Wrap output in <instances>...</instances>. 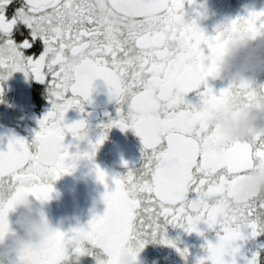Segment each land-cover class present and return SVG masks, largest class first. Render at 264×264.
Returning a JSON list of instances; mask_svg holds the SVG:
<instances>
[{"label":"snow or ice","instance_id":"obj_1","mask_svg":"<svg viewBox=\"0 0 264 264\" xmlns=\"http://www.w3.org/2000/svg\"><path fill=\"white\" fill-rule=\"evenodd\" d=\"M189 8L194 18L203 15L199 0H0V81L22 71L47 84L51 102L31 141L12 136L0 151V237L21 194L48 201L55 180L77 160H91L107 138L105 131L89 141L91 151L75 153L64 142L69 134L74 141L87 138V121L69 124L65 116L71 108L84 111L97 79L118 105L116 118L102 127L131 128L143 145L141 167L123 176L109 177L95 166L106 189L103 214H93L87 227L70 233L57 229L41 254L22 252L18 264H61L68 245L77 255L90 252L85 242L106 251L112 257L108 264H117L123 246H135L136 252L156 241L176 247L166 237L167 225L204 235L202 223L215 230L217 241L206 242L207 255L197 264H237L238 242L264 233V201L231 204L236 180L264 162V140L232 142L223 152L211 149L219 137L208 115L233 89L227 85L217 93L208 85L219 36L202 31L195 19L182 23ZM241 21L264 34V9L234 19ZM37 43L39 54L26 55ZM201 85L199 103L187 101V93ZM112 219L117 231L106 237ZM177 251L185 259L189 255L187 248ZM246 259L262 264L259 252Z\"/></svg>","mask_w":264,"mask_h":264},{"label":"flooded vegetation","instance_id":"obj_2","mask_svg":"<svg viewBox=\"0 0 264 264\" xmlns=\"http://www.w3.org/2000/svg\"><path fill=\"white\" fill-rule=\"evenodd\" d=\"M199 3L203 5L200 9L203 15L197 19L209 35L215 34L216 25L225 15L235 18L247 15L251 10L264 9V0H199ZM14 39L17 43L21 42L18 34ZM41 50L42 45L37 43L32 49L26 50V55H38ZM259 81L264 82V73L259 75ZM207 82L217 93L227 86L226 81L214 80L211 76ZM0 87L3 88V92L0 93V151H6L8 140L12 136L32 140L35 132L39 130V120L50 110L51 102L47 84L26 76L22 71H15L6 80L0 81ZM202 88L203 85L200 89L187 93L185 99L198 104L200 97L197 93ZM117 106L116 101L110 98L105 82L97 79L94 81L90 102L84 105V111L71 108L66 113L65 123L70 124L84 119L87 121L88 129L87 138L84 140L74 141L70 134L65 137V144L72 145L69 148L70 152L91 151L89 141L95 142L105 131L107 138L95 150L91 160L86 157L77 160L71 172L61 175L54 182L51 199L46 201L43 207L52 223L61 231L70 233L73 228L87 227L93 214H103L105 211L103 195L106 189L97 179L96 165L112 177L123 176L129 169L136 170L143 163L141 152L143 145L133 129H121L119 126H112L110 129L102 127L110 118H116ZM125 161L127 167L124 165ZM189 198H195V194L189 193ZM17 219L18 211H9L10 226L22 231ZM200 228L204 235L197 232L188 233L183 228L167 225L166 237L175 241L176 247L158 241L150 242L140 250L139 259L143 264H197L200 258L207 255L206 242L217 241L215 230L208 229L203 223ZM238 243L241 244V251L237 256V264H247L246 258H251L254 252L260 253L264 264V233ZM85 247L90 249V252L77 255L73 252L72 246L68 245V258L61 264H96L95 255L99 252V247L88 242H85ZM177 248H187L188 257L186 259L182 257ZM226 259L230 260L231 257ZM10 264H18V257H12ZM205 264H210V261H205Z\"/></svg>","mask_w":264,"mask_h":264},{"label":"clouds","instance_id":"obj_3","mask_svg":"<svg viewBox=\"0 0 264 264\" xmlns=\"http://www.w3.org/2000/svg\"><path fill=\"white\" fill-rule=\"evenodd\" d=\"M121 8L130 6L121 4ZM134 19V18H133ZM195 22L204 32L206 28L194 18L191 11L182 17V23ZM230 15H225L215 27L218 49L215 55V69L212 78L227 82L232 92L216 105L207 118V124L218 134V139L210 145L216 152H223L226 145L244 141L251 144L264 140V82L259 75L264 73V34H260L246 21L234 23ZM198 70L199 64L191 62ZM264 201V162L257 161L243 178L236 180L232 189L231 204L239 206L250 200ZM31 193L21 194L15 203L18 211L17 223L22 231L8 225L0 237V264H10L12 257L27 252L39 255L48 240L58 229L46 214L43 205ZM106 237L117 231L116 221H109ZM140 252V251H139ZM135 246H123L116 256L117 264H143ZM112 257L103 249L95 255L96 264H108Z\"/></svg>","mask_w":264,"mask_h":264}]
</instances>
